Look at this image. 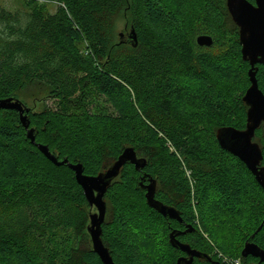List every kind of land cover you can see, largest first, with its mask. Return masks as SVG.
<instances>
[{
	"label": "trees",
	"instance_id": "1",
	"mask_svg": "<svg viewBox=\"0 0 264 264\" xmlns=\"http://www.w3.org/2000/svg\"><path fill=\"white\" fill-rule=\"evenodd\" d=\"M38 1L29 0L27 12L13 13L0 0V100H18L20 90L36 84L48 90L54 104L41 111L24 104L35 144L19 112L0 110V205L10 210L0 218V264H72L80 224L71 209L96 210L75 172L54 164L38 145L59 162L82 165L87 176L109 169L106 154L114 164L128 148L147 161L140 171L127 163L104 197L102 241L115 264H144L141 252H154L152 233L140 241L137 233L125 231L139 218L162 234L165 255L156 264H177L187 256L170 243L172 232L187 229L191 232L178 236L180 242L224 264L200 233L196 209L207 232L223 216L239 220L248 214V232L228 254L242 264L259 263L242 251L248 242L264 250V190L240 159L221 149L216 136L223 127L246 129L243 98L251 86V66L243 60L227 0L222 6L189 0L184 10L181 0H46L57 3L55 13ZM117 13L126 18L125 32L135 30L137 47L124 32L123 39L105 36L100 18ZM222 15L230 33L220 29ZM199 27L206 34L195 39ZM202 35L213 38L212 47L197 44ZM216 48L217 54L211 53ZM257 68L264 93V65ZM91 91L105 98L114 114L93 113ZM263 132L264 124L254 141L264 156ZM150 179L158 185L156 199L176 208L181 223L149 207L144 186ZM89 225L80 235L89 242L83 261L104 264L93 250ZM193 264L214 263L195 259Z\"/></svg>",
	"mask_w": 264,
	"mask_h": 264
},
{
	"label": "water",
	"instance_id": "2",
	"mask_svg": "<svg viewBox=\"0 0 264 264\" xmlns=\"http://www.w3.org/2000/svg\"><path fill=\"white\" fill-rule=\"evenodd\" d=\"M227 7L234 23L240 30V45L242 47L243 60L248 61L251 66L248 73L251 86L243 98L244 103L248 107L246 129L238 130L234 127L220 128L216 135L217 141L222 150L234 155L247 166L257 183L264 190V166L262 165L264 156L260 145L254 141L256 132L264 124V93L260 89L257 79V65H264V0H255V4L248 0H227ZM120 36L122 39L125 37L123 33ZM127 36V42L137 47L138 39L133 28ZM197 44L201 47H212L214 40L211 36L202 35L197 38ZM0 110H15L19 112L23 125L29 130L30 123L26 115L29 110L22 102L13 98L0 100ZM28 137L35 144L33 129L28 131ZM38 147L54 164L58 166L68 165L75 172L76 179L83 188L91 209L96 208L97 210L96 213L90 215L91 222L88 227V232L93 243V250L104 264H115L108 248L105 247L102 241V225L105 222L107 213V204L104 197L112 182L120 175L122 168L127 163L135 165L136 169L140 171L145 168L147 161L143 158H138L133 148H128L106 172L100 173L98 176H87L84 175L82 165H72L68 160L59 162L51 154L48 147L41 145H38ZM144 188L147 191L146 199L150 208L165 218L176 220L180 223L183 221L180 212L176 208L167 206L156 199L158 190L156 180L150 179L149 184L144 186ZM261 229L262 226L258 231ZM189 232H191L189 229L182 233L174 231L170 235L171 245L187 255L186 257H181L177 264H193L195 259H205L208 262L220 264L219 262H213L208 254L201 253L190 245L178 240V236ZM242 256L244 258L251 256L259 259L260 262L257 264L264 263V250L255 243H246Z\"/></svg>",
	"mask_w": 264,
	"mask_h": 264
},
{
	"label": "rangeland",
	"instance_id": "3",
	"mask_svg": "<svg viewBox=\"0 0 264 264\" xmlns=\"http://www.w3.org/2000/svg\"><path fill=\"white\" fill-rule=\"evenodd\" d=\"M28 1L29 0H3L2 5L3 7L10 11V12H27L29 11V6H28ZM220 6H222L223 0H211ZM37 3L41 5H45L47 10L50 13H55L57 9V3L56 2H50L46 0H39ZM189 0H181L180 5L182 6V10L185 9L186 5H188ZM223 8V7H222ZM221 11V10H220ZM224 9L220 12V14H223ZM223 16V21L221 23V28L225 33H230V25L229 22L225 19L224 15ZM221 16V17H222ZM100 21L103 26V31L105 36H107L110 40L117 39L119 37V34L121 33H126L125 32V26H126V18L122 13H117L114 15H107L103 16L100 18ZM219 24V20H218ZM199 31L196 32V35H192L195 39L198 35L200 34H206L203 33L205 32L202 30L200 27L198 28ZM218 48L214 49L211 51L213 54H217ZM48 90L40 85L36 84H29L26 85L22 90H20L16 94V98L25 104L27 107L33 109L34 111H41L46 109L47 107H54L53 102L48 98ZM87 101L90 104V108L93 113H104V114H114V109L110 105L109 102L105 100V98L98 96L95 92L91 91L87 95ZM263 137H264V132H263ZM262 142V141H261ZM104 165L109 166V168L113 165L112 159L109 158V156L106 154L104 157ZM186 168V167H185ZM184 168V169H185ZM186 174L187 177H191V172L186 169ZM166 191H169L174 200H178L179 197L176 196L170 189L165 188ZM96 213L97 210H87L85 208H72L71 213L73 216H75L76 220L80 224V231L76 235V242H75V250L73 251L74 256H73V262L72 264H85L83 261V253L87 252L89 250V242L86 239H83L82 242V237L80 235L83 234L84 229L87 225H89L90 221L87 220L88 217L90 216V213ZM10 213L9 209H6L0 205V218L5 217L6 214ZM205 213V212H204ZM196 215H197V224L200 227V233L203 234L205 240L211 245L210 247L214 248V252L212 253V256L214 257L215 255L218 256V258L222 259L224 264H242L241 260L239 258H233L229 256L228 252L230 253H235V250L238 248L239 240L241 238V235L244 233L248 232V223L250 224V218L248 214H245L242 219L236 220L232 218H228L223 216L222 219H219L216 223L217 225H214L213 229L210 227L211 232H207L204 226L202 225V221L200 218V212L199 210L196 209ZM225 219V221H224ZM134 219L132 221H129V224L125 227V231L127 233H137L139 235L140 241L145 240L147 233H152L153 238H155V244L154 246V252L150 253L148 251H143L141 252V256L145 255V260L143 261L144 264H156L155 261H160L162 260V255H165V246L163 244V237L161 236V232L159 231V228L156 227L155 225L150 224L147 221H144V219ZM143 222V224H142ZM143 225V226H141ZM21 232V231H20ZM210 233V234H209ZM81 238V239H80ZM226 248L227 250V255H224L221 247ZM230 250H229V249ZM221 249V250H220ZM163 255V256H164ZM161 264V263H160Z\"/></svg>",
	"mask_w": 264,
	"mask_h": 264
}]
</instances>
